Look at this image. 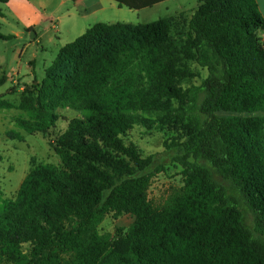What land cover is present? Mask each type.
Returning <instances> with one entry per match:
<instances>
[{
  "label": "trees",
  "instance_id": "1",
  "mask_svg": "<svg viewBox=\"0 0 264 264\" xmlns=\"http://www.w3.org/2000/svg\"><path fill=\"white\" fill-rule=\"evenodd\" d=\"M115 1L142 10L167 0ZM198 2L184 40L171 19L98 23L18 105L0 96V110L29 116L17 123L32 135L60 109L83 113L49 140L60 163L29 174L20 210L0 204V264H264V18L256 0ZM188 62L208 76L183 89ZM144 116L185 136L174 160L185 185L161 208L146 196L157 156L124 141ZM111 212L135 218L127 233L101 234Z\"/></svg>",
  "mask_w": 264,
  "mask_h": 264
},
{
  "label": "rangeland",
  "instance_id": "2",
  "mask_svg": "<svg viewBox=\"0 0 264 264\" xmlns=\"http://www.w3.org/2000/svg\"><path fill=\"white\" fill-rule=\"evenodd\" d=\"M40 1L43 8L39 14L40 24L36 27L37 38L18 26L12 19L3 23L0 19V34L10 36L14 31H21L19 38L0 39V59L6 61V69H13L18 75L0 88V96L18 105L20 94L26 86L41 83L46 76V70L54 63L60 50L72 43L86 29L98 23L114 24L118 22L133 25L149 24L162 19L172 20V38L175 41L184 40L189 33L190 20L199 6L198 0H167L153 7L140 11L119 7L114 0H81L87 7L96 6L93 11L84 14V20L79 23V30L70 32L67 19L59 24L47 20L59 14L68 15L74 12L71 2L62 0H32ZM6 10L0 4V10ZM264 33V32H261ZM260 33V36H261ZM262 38V36H261ZM263 39V38H262ZM264 40V39H263ZM192 74L179 83L183 89L200 86L208 76L205 69L193 62L183 65ZM0 78L2 76L0 75ZM55 125L43 133L35 135L19 126L18 118L28 119L29 116L17 109L0 110V204L12 203L19 211L21 190L29 174L39 166L59 165L60 159L51 148L49 140L64 133L69 123L83 117V113L72 109L57 111ZM185 140L183 130L174 123H165L157 117L144 116L138 124L124 137L127 145H134L143 158L156 155L158 163L163 167L150 179L147 190V202L154 207H163L169 198L184 187L183 166L174 162L177 157V143ZM169 147V148H168ZM23 203V202H22ZM18 205V206H17ZM135 218L130 214L111 212L106 215L100 225L101 234L115 235L117 232L127 233ZM247 222L253 223V217L248 212ZM25 253L30 250V243L24 244Z\"/></svg>",
  "mask_w": 264,
  "mask_h": 264
},
{
  "label": "crops",
  "instance_id": "3",
  "mask_svg": "<svg viewBox=\"0 0 264 264\" xmlns=\"http://www.w3.org/2000/svg\"><path fill=\"white\" fill-rule=\"evenodd\" d=\"M67 1L68 0H62L61 3L65 5ZM256 1L259 7V11L264 18V0H256ZM68 2L72 3L74 7V10H73L74 12H71L70 10L67 16H65L64 14H59L57 17H52V18L48 17L45 19V21L52 20L53 22L57 21L60 24L63 19L68 18L67 21L70 25L69 31L77 32L79 30V26H78L79 23H82L84 20V17L86 16L84 14L90 12L94 8L96 9V6L94 5L89 8L84 3H82L81 0H69ZM116 3L118 4V2ZM5 7H6L5 12L4 10L1 9L2 14H0V19L3 23H6L8 20L12 19L18 23L19 27L33 34V38L38 37V34L36 32V27L40 24V20H41L40 18H42V16L39 14V12L43 8V4L40 1L36 2L32 0H10L7 4H5ZM135 11H140V10H135ZM127 24H130V23H127ZM88 29H86L85 31H82L83 33L80 36H82ZM21 34H22L21 31L17 30V31H14V33L10 36H13L14 38H19ZM261 36L264 39V33H261ZM79 37H77L76 39H78ZM5 67H6L5 59L4 58L3 60L0 59V75L2 77L3 76L7 77V81L10 80L9 75L12 77H15L18 75V72L14 71L13 69L8 70Z\"/></svg>",
  "mask_w": 264,
  "mask_h": 264
}]
</instances>
